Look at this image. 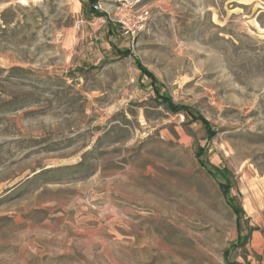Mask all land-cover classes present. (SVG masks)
<instances>
[{
	"label": "rangeland",
	"instance_id": "rangeland-1",
	"mask_svg": "<svg viewBox=\"0 0 264 264\" xmlns=\"http://www.w3.org/2000/svg\"><path fill=\"white\" fill-rule=\"evenodd\" d=\"M132 2L0 0V264H264V0Z\"/></svg>",
	"mask_w": 264,
	"mask_h": 264
},
{
	"label": "trees",
	"instance_id": "trees-1",
	"mask_svg": "<svg viewBox=\"0 0 264 264\" xmlns=\"http://www.w3.org/2000/svg\"><path fill=\"white\" fill-rule=\"evenodd\" d=\"M96 4H97V0H85V1L82 0V11H83L85 18L89 20L94 19V18H103L106 21V26L108 28L107 34L108 35L113 34L114 29L112 27V22L109 20L105 12L96 10L94 8ZM113 52L115 53V55L119 57L131 56L130 50L128 49L120 50L117 48H113ZM136 64L138 68L142 71V73L148 77L150 85L152 86V89H153L154 101L156 104L164 105L166 109L172 113L183 111L186 114L189 123L199 124L202 127L206 135V138L207 139L211 138L214 131L212 130L209 122L205 118H203L197 111L191 108H187V107L174 104L172 99L166 93L161 92L158 81L151 74H149L137 61H136ZM202 156H203L202 149L200 147H197L195 158L197 159L198 164L207 172V174L213 180H216L217 177L219 178L220 181L218 180L217 183L219 185L220 192L225 198H227L229 195L230 187H231L230 180H229L230 172L226 169H219L213 166L208 167L205 161H203ZM228 203L230 204V208L236 217L237 227L239 228L240 218L243 215V209L239 205L233 204L229 199H228ZM251 231L253 230L251 229ZM225 257L228 258L227 255Z\"/></svg>",
	"mask_w": 264,
	"mask_h": 264
},
{
	"label": "built area",
	"instance_id": "built-area-1",
	"mask_svg": "<svg viewBox=\"0 0 264 264\" xmlns=\"http://www.w3.org/2000/svg\"><path fill=\"white\" fill-rule=\"evenodd\" d=\"M141 1L142 0H134V2L131 3L130 7L133 6V3L137 4L140 3ZM127 8L128 6H124V8L121 10ZM148 17H149V10H147L146 8H140L135 10L132 16L128 14L122 15L119 18V20H117V25L119 30H121L124 34H128L129 36H134V34L140 30L141 26L148 19ZM79 25L80 23L78 22L76 26L79 27Z\"/></svg>",
	"mask_w": 264,
	"mask_h": 264
}]
</instances>
